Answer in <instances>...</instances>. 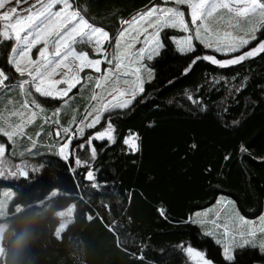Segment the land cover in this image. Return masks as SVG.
Wrapping results in <instances>:
<instances>
[{"label":"trees","instance_id":"1","mask_svg":"<svg viewBox=\"0 0 264 264\" xmlns=\"http://www.w3.org/2000/svg\"><path fill=\"white\" fill-rule=\"evenodd\" d=\"M151 1L75 0L87 8L86 18L113 38L122 28L121 20H130ZM183 35L173 29L161 33L165 47L153 60L143 62L154 78L148 82L143 74L144 93L129 109L105 114L111 116L117 139L113 144L93 141L95 160L90 148L81 145L106 122L86 130L84 138L73 139V156L65 161L54 146L66 134L61 132V139L53 136L64 127L74 131L72 119L78 121L82 115L77 104L49 115L63 102L37 96L44 111L25 129L34 147L8 160L11 169L0 176V185L14 193L10 205L20 207L46 188L73 181L92 214L55 237L56 219L47 208L8 213L0 218V264H189L180 251L181 242L206 250L222 264L221 246L202 234L207 225L201 228L185 221L220 196L232 199L238 213L248 218L264 210V56L229 68L200 60L185 74L195 56L211 50L197 43L194 53H180L171 36ZM12 45L13 41L0 43V68L12 77L7 84L21 79L6 63ZM242 85L241 91L234 90ZM17 91L12 93V104L21 105ZM9 96L4 92L0 97L1 116L7 113L3 105L11 101ZM38 130L39 135L32 137ZM130 132L140 136V151L135 154L123 143ZM6 141L0 136V142ZM77 158L89 167L77 165ZM90 168L95 180L86 179ZM160 207L166 209V219L158 213ZM141 250L144 261L135 258ZM236 264H264V259L244 249L238 251Z\"/></svg>","mask_w":264,"mask_h":264},{"label":"snow or ice","instance_id":"2","mask_svg":"<svg viewBox=\"0 0 264 264\" xmlns=\"http://www.w3.org/2000/svg\"><path fill=\"white\" fill-rule=\"evenodd\" d=\"M9 4L15 6L6 8ZM26 4V8L22 7ZM86 12L87 8L79 6L75 0H33L32 3L29 0H0V43L14 41L6 63L21 77L18 87L26 97L21 105L24 111L11 113L13 117H20L21 122L0 125V136L9 144L14 138L23 136L25 124H31L44 111L37 96L66 105L73 89L91 84L89 107L78 121L73 117L75 130L64 127L56 135L66 134L58 152L68 160L72 140L84 138L86 130L95 129L105 121L106 126L88 136L86 143L81 145V148H90L91 159L95 160L97 149L93 141L113 144L117 139L111 116L105 114L129 109L144 93L143 74L147 73L150 82L154 73L143 62L153 60L165 47L161 33L166 29L184 33L179 38L171 37L182 54L194 53L198 43L204 49L226 57L218 58L215 54L195 56L184 70L185 74L200 60L219 68H229L264 56V39L260 38L264 34V0H162L161 5L137 13L131 20H121L122 28L115 38L103 27L91 23ZM113 39L114 51L109 56L107 46L112 45ZM137 43L144 46L136 48ZM81 44L90 45L93 55L88 50L78 51L77 45ZM37 47V55L33 58V49ZM104 65L108 67H102ZM86 69L100 75L93 77L89 73L82 77L81 73ZM11 78L4 68H0V87H7ZM244 86L234 90L239 92ZM59 111L57 109L53 116ZM123 143L129 153L140 151L138 133L130 132ZM191 147L195 149L196 145ZM6 149V144L0 143V151L6 152ZM240 150L246 152L243 146ZM225 159L229 157L225 156ZM76 164L89 167L78 158ZM86 179L95 180L94 169L87 171ZM233 203L227 201L225 207ZM157 211L162 218H167L165 208L160 207ZM220 215L217 212L214 218L207 219L209 212H196L185 222L201 228L212 225L202 234L214 238L221 246L222 264H236L238 251L244 249H252L264 259V215L258 222L249 221L236 211L235 217H230L233 227L219 223ZM179 247L189 264H217L206 250L183 242ZM135 258L144 261L143 251L135 254Z\"/></svg>","mask_w":264,"mask_h":264},{"label":"rangeland","instance_id":"3","mask_svg":"<svg viewBox=\"0 0 264 264\" xmlns=\"http://www.w3.org/2000/svg\"><path fill=\"white\" fill-rule=\"evenodd\" d=\"M32 2H33V0H29V3H32ZM13 6H15V5L9 4V5H6V8H10ZM27 6L28 5L26 4V5H23L22 7L26 8ZM185 11H187L186 8H185ZM173 30H175V29H173ZM177 31H179V30H177ZM171 37H173V36H171ZM13 44H14V41H13ZM113 46H114V43L111 47H110V45L107 46L109 56H111L113 54V51H114ZM142 46H144V45L140 44V43L136 44V48H139ZM38 47H37V49H33V52H32L33 58H35L37 55ZM176 48H177V46H176ZM77 50L78 51L79 50H88L90 55H93L91 52V46L90 45H85V44L77 45ZM177 50H178V48H177ZM210 54H214V53L211 51ZM93 58H98V57L93 56ZM102 67H108V65H104ZM146 67L148 69H150L147 65H146ZM89 73H91L93 75V77L100 75V74L92 72L91 70L86 69L84 73H81V76L86 77ZM18 84L19 83L14 82V83L7 84V87H1L0 97L2 96V94L4 92H9L11 94V96H9L8 98H11V101L8 103H5L7 105H3V106H6L5 110H7V113L5 116L0 115V125H6L8 123L15 124V123L21 122L20 117H13L11 115V113L14 111H24L21 108V105L23 104L26 97L24 95L23 90L18 87ZM92 88H93V85H91V84H86L84 86H78L76 89H73V91L69 94L71 99H69L68 103L66 105L62 104L59 108H56V109H59L61 111V110H63V108L67 109V108H69L70 105L77 104V106H78L77 109L79 110V112L81 113V115L83 117L85 109L88 108L90 105V97L92 95ZM15 90H18L17 94L15 96L18 97V101L22 103L21 105L12 104V102H13V96L12 95H14L12 93H14L13 91H15ZM43 108H45V107H43ZM54 112H55V110H53V109L48 111L49 115H52ZM40 115H42V113H39L36 118L40 117ZM27 118H28L27 115H25L24 120L26 121ZM36 118H34V119H36ZM45 122H46L45 120H42V123H45ZM27 125L28 124H25V129H26ZM39 132H40V130H38V132H34L32 137H36ZM25 135H26V138L16 137V138H14V140L10 144L8 141L4 142L7 146V149H6V152L0 151V168H1L0 169V176L1 177L6 176V173H3L5 171V169H7L8 171L11 169V163L8 160H10L11 158H14V157L22 156L27 151V149L28 150L33 149L34 144L31 142V139H29V138H31L30 134H26V132H25ZM62 135L60 136V139L63 137ZM55 137H58L56 135V133L53 136V139H55ZM65 140H66V138H64L63 142H60L59 144L54 146V148H56L58 155H59V152H58L59 147L65 142ZM0 143H2V142H0ZM17 149L21 150V151L19 150L18 154L16 151ZM68 155H69V158H70V156H73V154L71 152V148L68 149ZM63 160H65V159H63ZM65 161H67V160H65ZM21 174H24V172H22ZM13 196H14V193L12 192V190L5 189L3 187V185H0V218L7 215L10 212L25 211L28 208L32 209V208H37V207H45V208H47L48 213L51 216V218L56 219V222H55L56 227H54V230H55V235H57V236H60V234L63 231H65L69 225H74L76 223L81 224L82 221L87 220V218L89 216H91V214H92L91 210L89 209V206L87 204H85L82 201V199L77 195L73 181L65 187L54 186V187L46 188L45 191H43L41 194H39L37 198H35L34 200H31V201L29 200L28 203H26L27 202L26 201L25 205L22 204L20 207L10 205L11 201L13 199ZM227 201L233 202V200L230 198L220 196L217 199V201L215 203H213L212 205H210L209 207H206V208L201 209V210H197L194 213H196V212H209V216L207 217V219H211V218H214L215 213L219 212L221 214L219 223H228L229 227H233L234 226L233 220L230 219V217L234 218L235 212L237 210L235 208L234 203L232 205H228L227 207H225V204L227 203ZM239 215L243 216L240 213H239ZM261 215H264V210L261 214H259L256 217H252V218H248L245 216H243V217L246 220L258 222L259 217ZM207 226L210 228L212 227V225H210V224ZM2 231H3V226H0V241H1ZM0 251H1V247H0Z\"/></svg>","mask_w":264,"mask_h":264},{"label":"crops","instance_id":"4","mask_svg":"<svg viewBox=\"0 0 264 264\" xmlns=\"http://www.w3.org/2000/svg\"><path fill=\"white\" fill-rule=\"evenodd\" d=\"M153 5H161L160 4V2L157 0V1H151L150 3H148L147 5H145V6H143V7H140V8H138L137 10V12L130 18V20L134 17V16H136L137 15V13H141V12H144V11H146L147 9H149V8H151ZM168 30H170V29H168Z\"/></svg>","mask_w":264,"mask_h":264},{"label":"bare ground","instance_id":"5","mask_svg":"<svg viewBox=\"0 0 264 264\" xmlns=\"http://www.w3.org/2000/svg\"><path fill=\"white\" fill-rule=\"evenodd\" d=\"M207 228H210V227L207 226ZM55 237H57V235H55Z\"/></svg>","mask_w":264,"mask_h":264}]
</instances>
